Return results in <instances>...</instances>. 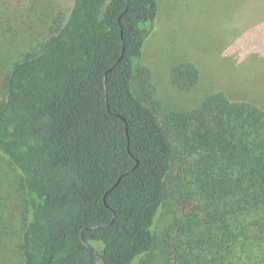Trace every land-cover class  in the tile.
Masks as SVG:
<instances>
[{
	"label": "trees",
	"instance_id": "obj_1",
	"mask_svg": "<svg viewBox=\"0 0 264 264\" xmlns=\"http://www.w3.org/2000/svg\"><path fill=\"white\" fill-rule=\"evenodd\" d=\"M69 1L42 49L0 73V155L26 202L21 263L264 264V110L217 92L162 112L142 65L157 0ZM200 78L185 61L170 81L189 91ZM163 208L173 221L158 236Z\"/></svg>",
	"mask_w": 264,
	"mask_h": 264
},
{
	"label": "rangeland",
	"instance_id": "obj_2",
	"mask_svg": "<svg viewBox=\"0 0 264 264\" xmlns=\"http://www.w3.org/2000/svg\"><path fill=\"white\" fill-rule=\"evenodd\" d=\"M157 2L156 30L145 45L142 62L149 72L150 85L144 86L147 97L166 113L196 109L207 95L217 92L264 110V0ZM69 8V0H0V46L10 49L0 62V73H6L13 61L38 53ZM185 61L201 73L199 84L189 91L170 81L173 69ZM25 207L19 174L0 155V236L13 234L11 243L0 241V264H22L18 244ZM170 210L163 208L159 214L158 236L173 221ZM8 220L16 221V226L9 229ZM159 257L154 252L136 264H156Z\"/></svg>",
	"mask_w": 264,
	"mask_h": 264
},
{
	"label": "water",
	"instance_id": "obj_3",
	"mask_svg": "<svg viewBox=\"0 0 264 264\" xmlns=\"http://www.w3.org/2000/svg\"><path fill=\"white\" fill-rule=\"evenodd\" d=\"M86 245H87L89 248H91L95 253H97L96 250L94 249V247H93L91 244L86 243ZM99 263H100V261H99V258H98L96 264H99Z\"/></svg>",
	"mask_w": 264,
	"mask_h": 264
}]
</instances>
